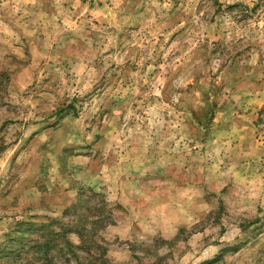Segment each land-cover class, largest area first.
I'll list each match as a JSON object with an SVG mask.
<instances>
[{
  "label": "rangeland",
  "instance_id": "rangeland-1",
  "mask_svg": "<svg viewBox=\"0 0 264 264\" xmlns=\"http://www.w3.org/2000/svg\"><path fill=\"white\" fill-rule=\"evenodd\" d=\"M0 264H264V0H0Z\"/></svg>",
  "mask_w": 264,
  "mask_h": 264
}]
</instances>
